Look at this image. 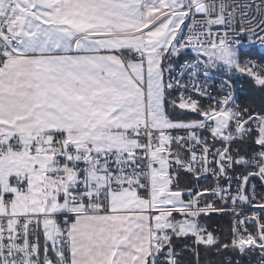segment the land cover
<instances>
[{"label": "snow or ice", "instance_id": "6c2138e0", "mask_svg": "<svg viewBox=\"0 0 264 264\" xmlns=\"http://www.w3.org/2000/svg\"><path fill=\"white\" fill-rule=\"evenodd\" d=\"M0 264H264V0H0Z\"/></svg>", "mask_w": 264, "mask_h": 264}]
</instances>
